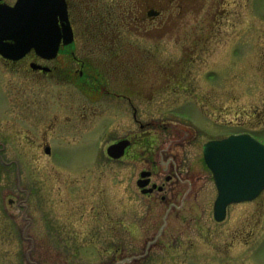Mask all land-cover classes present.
I'll return each instance as SVG.
<instances>
[{"label":"rangeland","instance_id":"374dc122","mask_svg":"<svg viewBox=\"0 0 264 264\" xmlns=\"http://www.w3.org/2000/svg\"><path fill=\"white\" fill-rule=\"evenodd\" d=\"M228 1L229 12L206 48L186 52L191 46L181 44L194 32L209 34L213 25L206 19L199 28L198 5L158 40L139 41L145 34L127 32L146 49L144 56L157 48L166 73L187 53L195 58L181 70L195 86L143 97V140L127 158H109L106 149L134 137L139 126L122 116L117 94L95 101L74 88L73 46L47 64L55 70L48 75L31 70V62L28 72H13L0 61V264H264V190L230 206L226 220L217 222L218 192L203 157L217 132L251 131L264 142V0ZM178 3L181 13L194 4ZM82 106L91 110L88 118L76 116ZM179 112L193 124L178 121ZM168 123L190 130L191 144L178 136L172 141ZM148 157L161 184L180 181V194L169 204H154L155 197L144 198L136 185ZM31 219L35 228L26 234Z\"/></svg>","mask_w":264,"mask_h":264},{"label":"flooded vegetation","instance_id":"af4514ba","mask_svg":"<svg viewBox=\"0 0 264 264\" xmlns=\"http://www.w3.org/2000/svg\"><path fill=\"white\" fill-rule=\"evenodd\" d=\"M12 1L0 0V3L14 5L16 0ZM192 2L194 4L187 5L188 11L181 13L177 10L183 9L181 7L182 5L178 3V0H121L107 4L106 0H65L67 20H62L59 16L56 24L62 35V43L57 58L62 49L66 47L63 45L64 27L70 26L73 38L72 42L67 46L74 47L71 52L76 64V69L73 74L74 77L71 80L74 88L81 93H86L87 98L95 101L110 99L112 94H117L118 98H120L119 108L122 116L128 115L139 126V131L136 132L134 137L129 136L124 138L130 142V147L126 150L123 158L130 156L129 152L136 145L135 142L141 141V138L143 140V121L141 116V102L143 97L154 100L159 94L164 95L163 93L169 91L178 94L186 92L192 86H195L188 84L191 82L190 77H185L181 74V70L185 66L193 64L192 61L195 59L194 57H190L189 53H187L188 57L182 60V64L178 63L171 73H166L163 70L166 66L160 64L157 48H155L153 55L145 54L144 56L143 52L146 49L143 50L142 45L138 44L132 36L127 37V32L129 34H139L140 36L145 34L144 36L142 35L143 37H138L139 39L137 40L139 41L142 38L149 39V41L158 40L159 37L157 36L160 31L173 33L179 27L182 19L193 11L192 6L198 5L199 9L195 14L199 15L200 18L199 28L201 27L202 29L205 26L204 20L206 19L213 20V25L209 28L207 26L206 28L209 34H207L206 30L197 33L194 32V34L190 35L191 37L184 38L186 44L184 39H182L183 42L181 44L191 46L190 48L184 47L183 50L186 52L197 50V45H203L206 48V41L210 42V40H213L214 36H211V34H215L217 24H222V19L229 12L228 7L231 5V2L228 0H213L212 4H209L208 10L206 9L208 0H192ZM131 40L135 41V43L131 42ZM179 40L177 43H179ZM230 40L234 39L231 38ZM35 60L37 62H34ZM38 60H41L39 61L40 63ZM0 61L7 69H13V72H28V63L30 62L31 70L37 73L48 75L55 71L52 68L48 71L36 67L32 69V63L47 66L48 63L53 61L41 59L34 52H31L18 61L8 60L0 56ZM23 61L24 63L21 66L23 69H15ZM164 73L166 75L168 74V78H163ZM218 88L222 89L225 87L220 85ZM201 89L202 94L199 99L201 98L202 104H205V101H203L205 100V85L200 86L199 90ZM144 94L148 95L144 96ZM136 102H138V105ZM188 103L194 102L189 101ZM110 104L111 102L108 103V105ZM127 104H129V111L127 110ZM186 104L179 105L180 111L182 106ZM8 108L12 109V105L10 107V104H7L6 109ZM92 109V115H98V112L94 108ZM82 110H84L83 113L77 109L76 116H80L81 114V117L83 116L84 119L88 118L91 110L88 111L87 107L83 106ZM199 111L202 115L205 114L203 110L199 109ZM178 115V121L183 122L185 120V123L193 124L191 119L183 118L180 112ZM168 124L164 128L169 130V136L172 138V141L176 140L175 138L178 136V141L181 140V142L191 144V139L194 138V135L190 130L179 127L175 123ZM243 133H249L252 137L260 140L251 131H230L224 133L225 135L221 137H219L221 134L217 132L211 140ZM146 162L149 165L146 170L140 172V177L136 182L144 198L150 200L152 197H155L153 199L154 204L158 202V205L162 206L169 204V201H173L172 199L178 198L177 196L180 193L176 188L180 184V181H176L177 186L168 188V186L160 183V173L152 167L155 161L148 157L146 158ZM163 169L166 170V168ZM172 178V176L166 175L165 180L167 183H171ZM145 182H147L145 187H139V183ZM150 209L151 207H149ZM28 225V229H25L26 234H29L32 225L35 228V220L31 219ZM30 241L32 244L36 243L34 239Z\"/></svg>","mask_w":264,"mask_h":264},{"label":"water","instance_id":"95a60500","mask_svg":"<svg viewBox=\"0 0 264 264\" xmlns=\"http://www.w3.org/2000/svg\"><path fill=\"white\" fill-rule=\"evenodd\" d=\"M59 16H66L64 0H17L14 6L0 4V54L19 60L35 50L42 58H56L61 46L56 26ZM129 145L127 140L119 141L110 145L107 153L113 159H120ZM46 151L49 153V149ZM204 158L218 189L214 205L217 221L225 219L229 205L251 201L264 190V145L252 137L232 136L211 141L204 146Z\"/></svg>","mask_w":264,"mask_h":264}]
</instances>
